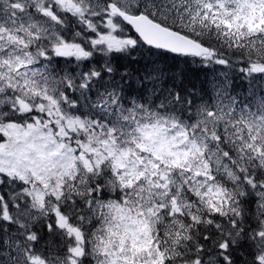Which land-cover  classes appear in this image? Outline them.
<instances>
[{
	"label": "snow or ice",
	"instance_id": "obj_1",
	"mask_svg": "<svg viewBox=\"0 0 264 264\" xmlns=\"http://www.w3.org/2000/svg\"><path fill=\"white\" fill-rule=\"evenodd\" d=\"M0 264H264V0H0Z\"/></svg>",
	"mask_w": 264,
	"mask_h": 264
},
{
	"label": "trees",
	"instance_id": "obj_2",
	"mask_svg": "<svg viewBox=\"0 0 264 264\" xmlns=\"http://www.w3.org/2000/svg\"><path fill=\"white\" fill-rule=\"evenodd\" d=\"M171 62V61H169ZM183 67V65H182ZM196 65H190L187 70L188 79L191 83L196 84L199 86L200 81L204 79V72L203 71H196Z\"/></svg>",
	"mask_w": 264,
	"mask_h": 264
}]
</instances>
